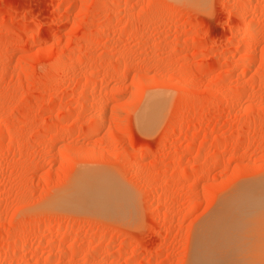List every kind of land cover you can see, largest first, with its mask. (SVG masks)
I'll return each mask as SVG.
<instances>
[{
	"label": "rangeland",
	"instance_id": "374dc122",
	"mask_svg": "<svg viewBox=\"0 0 264 264\" xmlns=\"http://www.w3.org/2000/svg\"><path fill=\"white\" fill-rule=\"evenodd\" d=\"M193 1L0 0V264H190L199 226L264 180V0ZM90 172L123 213L67 203Z\"/></svg>",
	"mask_w": 264,
	"mask_h": 264
},
{
	"label": "bare ground",
	"instance_id": "6f19581e",
	"mask_svg": "<svg viewBox=\"0 0 264 264\" xmlns=\"http://www.w3.org/2000/svg\"><path fill=\"white\" fill-rule=\"evenodd\" d=\"M247 25L245 35L249 43L246 58L252 60L253 39L259 34L260 27L256 29L254 23ZM166 108L165 97L150 96L137 115L140 130L145 133L154 130ZM113 177L109 173H86L81 180L78 179L79 182L77 180L72 191L63 195L68 196L67 203L71 206L88 207L109 216L119 215L124 210L127 196ZM237 190L225 197L217 210L197 229L190 264H264V180ZM126 201L130 204V200Z\"/></svg>",
	"mask_w": 264,
	"mask_h": 264
}]
</instances>
